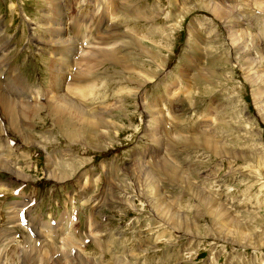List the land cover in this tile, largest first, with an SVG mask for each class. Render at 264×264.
<instances>
[{
  "label": "rangeland",
  "instance_id": "374dc122",
  "mask_svg": "<svg viewBox=\"0 0 264 264\" xmlns=\"http://www.w3.org/2000/svg\"><path fill=\"white\" fill-rule=\"evenodd\" d=\"M59 1L98 126L49 107L55 4L0 0L34 95L15 128L0 101V264H264V0Z\"/></svg>",
  "mask_w": 264,
  "mask_h": 264
},
{
  "label": "bare ground",
  "instance_id": "6f19581e",
  "mask_svg": "<svg viewBox=\"0 0 264 264\" xmlns=\"http://www.w3.org/2000/svg\"><path fill=\"white\" fill-rule=\"evenodd\" d=\"M49 1H50L49 3L53 2L55 4V8L53 7V11L55 12V19L50 20V23H49L50 25L48 28L50 30V34H49L50 39L46 42L48 45L51 46L52 50L54 49L53 51H55V55L52 56V58H54L52 63L54 64L53 67L55 68V69L54 68L52 69L53 76H54V80H53L54 88L50 89V94L47 95L48 98L51 100V104H49V107H52L54 109L55 114L57 115L56 124L58 126H63L64 128H66L67 133H70V129L72 130V128L74 130L77 129V127H73L70 124H72L71 122L78 120V119H81L83 121V123L86 125L84 127V129H90L93 132V130L95 128H97L98 125H97L96 121L93 122V119L92 120L90 119L91 116L85 112V110H84L85 107L84 108L82 107L83 103L81 100L82 98L86 97L85 96L86 93H90L93 91V89H91L93 85L91 84L90 86H88V85L78 86L76 84V77L78 75H76L73 78L71 77L72 83L66 82L68 80V78H67V76L65 77L64 74H65V71H67L69 73L71 71L72 61H73L74 57L76 58L77 54L73 55V57L70 54H71V51H74V53L76 52V49H75L76 46H74V44L72 42L73 40L71 41V40L67 39V36H66L67 32H66V28L64 26L65 24L63 22V19L65 17H64L63 10H62V7H63L62 1H59V0H49ZM216 8L218 9V6H216ZM219 17L222 18L220 15H219ZM40 41L44 42L43 40H40ZM6 45L7 44H5V46ZM5 46L2 49H0V66L2 64V61H4V57H5L4 52L6 49ZM104 53L106 55V59L104 58L102 61L107 60V62L117 63L118 59H121V57L119 56V54L115 50H110V51H107ZM70 56H71V58H70ZM84 58L85 57H83V59H80V61H79L80 65H81V62H83L85 60ZM4 67H6V69H4ZM7 71H9L8 65H4L3 67H0V78L1 79L4 78L3 82H5L7 80V77H4V75ZM78 74H80V73L78 72ZM6 82H5L6 84L5 83L0 84V86L1 87L3 86V89H4V93L0 94V101H1V105L3 106L4 115L7 114L8 121H10V123L15 128V127H17V123H18L17 122V116L18 115L24 116V115H26V113H28L29 115L31 113H33V109H32L33 107L32 106L27 105V102L24 105V103L22 104V102H19L17 99L21 98V97L31 98V95L33 93H31L32 91L27 92L26 90H23L21 88L16 89L14 86L13 87L8 86V83H9L8 80ZM11 82H12V80H11ZM64 84L66 86V91H64V89H63ZM10 95H12L16 98H12V97H10ZM35 95L37 96L39 94H37V92H36ZM32 96H34V95H32ZM83 106H84V104H83ZM5 112H6V114H5ZM63 112H67L68 113L67 116H65ZM69 120H70V122H69ZM98 122H99V120H98ZM67 124H68V126H66ZM78 130H79V128H78ZM70 136H72V134H70ZM206 142H207V140H206ZM208 144L210 147V143H208ZM217 147H218V145H217ZM215 149H216V147H215ZM214 151H216V150H214ZM1 163L3 164V168H4L3 170L4 171H6L8 173H12V175H16V176L22 175V173H20L18 170H16L10 163H8L6 161H1ZM6 164H8V166ZM206 201H205V203H206ZM238 233L241 234L240 231ZM242 234H243V232H242Z\"/></svg>",
  "mask_w": 264,
  "mask_h": 264
}]
</instances>
